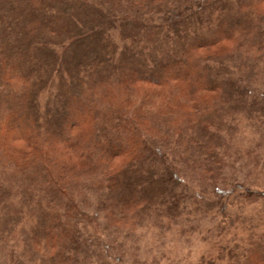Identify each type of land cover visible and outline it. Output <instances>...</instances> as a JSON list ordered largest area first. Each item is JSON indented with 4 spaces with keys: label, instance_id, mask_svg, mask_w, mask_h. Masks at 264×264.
Segmentation results:
<instances>
[{
    "label": "trees",
    "instance_id": "trees-1",
    "mask_svg": "<svg viewBox=\"0 0 264 264\" xmlns=\"http://www.w3.org/2000/svg\"><path fill=\"white\" fill-rule=\"evenodd\" d=\"M261 85L264 0H0V212L39 213L54 264L78 263L91 211L171 216L193 193L225 212L244 185L211 182L224 120L264 124ZM248 243L242 264H264V233Z\"/></svg>",
    "mask_w": 264,
    "mask_h": 264
},
{
    "label": "rangeland",
    "instance_id": "rangeland-1",
    "mask_svg": "<svg viewBox=\"0 0 264 264\" xmlns=\"http://www.w3.org/2000/svg\"><path fill=\"white\" fill-rule=\"evenodd\" d=\"M262 88L257 91L258 99H264ZM255 115L260 116L258 112ZM230 120L233 126L223 135L226 146L219 151V178L215 175L211 182L227 189L242 183L252 194L241 185L228 195L225 212L214 207L213 199L198 203L200 198L193 193L182 199L188 200L182 211L171 216L143 212L137 219L115 222L106 212H88L78 219L77 227L87 242L76 236L74 228L69 231L77 238L76 247L69 244V260L76 259L74 264H242L248 241L256 242L264 233V197L254 195L264 191V124L243 112L225 119L224 126ZM8 177L9 173L1 174L0 180L12 188ZM186 178L190 185L196 183L191 176ZM211 189L207 183L210 198ZM181 191L183 188L178 193ZM95 194L88 192L77 210L92 209ZM38 220L37 212H0V264H54L35 254L31 244L36 232L43 229Z\"/></svg>",
    "mask_w": 264,
    "mask_h": 264
}]
</instances>
